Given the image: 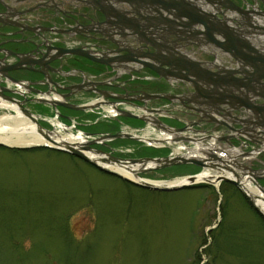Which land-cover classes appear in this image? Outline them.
Here are the masks:
<instances>
[{
    "label": "rangeland",
    "instance_id": "1",
    "mask_svg": "<svg viewBox=\"0 0 264 264\" xmlns=\"http://www.w3.org/2000/svg\"><path fill=\"white\" fill-rule=\"evenodd\" d=\"M87 124L79 130L112 129ZM165 145L121 141L116 155L163 157L172 150ZM198 169L182 165L144 176L170 180ZM0 264H264V218L225 181L156 190L74 154L0 145Z\"/></svg>",
    "mask_w": 264,
    "mask_h": 264
},
{
    "label": "flooded vegetation",
    "instance_id": "2",
    "mask_svg": "<svg viewBox=\"0 0 264 264\" xmlns=\"http://www.w3.org/2000/svg\"><path fill=\"white\" fill-rule=\"evenodd\" d=\"M198 1L201 7L212 9L210 0ZM232 2L249 12L243 16V21L247 26H253L250 29L264 30V0ZM105 6L106 0H0V85L7 87L6 81H18L14 90L9 87L12 93L7 94L24 101L23 106L32 111H52L55 109L53 105L64 111H73L59 102L71 105L117 104L147 91L149 82L163 85L165 80L149 67L133 64L137 68L131 72L135 74V80H128L130 77L123 79L121 69H111L86 56L62 52L66 48L83 46L90 55L102 58L100 53L105 50V42L99 39L105 33L113 38L103 28L105 17L100 8ZM108 8L111 9L110 6ZM115 40L118 47L129 50L130 58L135 52L149 53V49L141 48L135 40L131 39L130 44L124 45ZM113 62L119 63L117 59ZM3 74L13 79L4 78ZM170 88L180 90L179 86ZM52 94L61 95L63 99L52 97ZM102 94L108 96L107 99L101 100ZM184 94L189 99L194 97ZM184 112H179L181 117ZM192 113L194 116L190 114L189 117L201 121V127L205 129L225 127L227 122L213 117L202 121L203 114ZM240 116L245 118L242 114ZM91 123L109 125L114 131L118 130L116 121L96 119Z\"/></svg>",
    "mask_w": 264,
    "mask_h": 264
},
{
    "label": "bare ground",
    "instance_id": "3",
    "mask_svg": "<svg viewBox=\"0 0 264 264\" xmlns=\"http://www.w3.org/2000/svg\"><path fill=\"white\" fill-rule=\"evenodd\" d=\"M188 4L185 7L186 9H184L186 12H188V8L190 6L194 7V8H198V10H200V13H202L200 15V17H196L193 18L191 17V19L195 20L197 23L196 24H188L190 21L185 15L183 20L186 21L185 25L182 27H177L176 25V20L174 17V14L177 12L179 13L177 10L172 11V9L170 8L168 9H163L160 8L159 5H156L153 10H151L154 13V16L150 14V17L152 18V22L153 23H157V22H164V24H160L161 28L163 29L160 33H157L156 35H154V40L156 42V46L162 44L164 49H165V56L167 55V57L162 58H157L156 60H154V63H158V61H162L166 64H173V66H175V63H179V62H188L190 63V65L194 64V63H202V68L203 69V76L207 77L208 79H210L212 81V83H217L220 81H225V77H229L230 74L232 76H235V80L236 79H242L244 78L243 76V71H242V67L240 64L235 65V69H231L229 66L224 65L222 66L220 63H218L219 61H225L226 58H221L223 53L218 50L221 49V47H215L214 44L211 43V41H209L207 39V41L205 39H202L204 37V35H208V36H213L214 35V40L220 44V45H225L227 42H229V35H230V31L228 30L227 33H223L220 32L221 31V22H224L225 24H227L228 26H231L233 24V22L235 21L236 23H240L241 24V20L239 18V16L241 15H235L234 13H230L226 16H224V19H221L222 16L224 15L222 12H220L217 8V5L215 4L214 7H212V9H206L200 6L199 1L198 0H187ZM169 5V3H166ZM109 5V4H106ZM110 6V5H109ZM113 6V5H112ZM170 6V5H169ZM239 7V5H237ZM112 12L110 8H108L107 6H105L101 12H103L104 14L106 13L108 15V18L111 20L112 19V15L115 18L116 15V10L121 11L123 13H126L125 18H123L122 16H119L120 19H124L123 23L124 24H129L131 22L130 20V14H137L139 13V9L137 8L136 11L129 9V8H119L116 9ZM159 10L161 12H159ZM174 13V14H173ZM203 14H209L208 16L210 17V19H206L204 18L205 15ZM176 15V14H175ZM218 15V16H217ZM220 18V19H219ZM207 20V24H204L203 21L200 20ZM138 17L135 18L134 21H138ZM199 20V21H197ZM221 21V22H220ZM242 22H244L242 20ZM158 24V23H157ZM210 24V25H208ZM220 25V26H219ZM247 29V30H246ZM240 32L237 29H233V34L236 38L238 39H242V38H247V41L251 44V47L253 48V53H251L250 57H258V55L260 53H262L264 51V30L262 29H257L255 31H253V29H250L249 27L243 28V29H239ZM122 31H124V27L120 28L119 26L115 25L114 28V32L117 34H120L122 37L124 36L122 33ZM243 32V33H241ZM253 32V33H252ZM206 33V34H205ZM137 36V34H135ZM213 38V37H212ZM167 39V40H166ZM99 40H103L105 42L104 45H108L111 42L108 40H105V38H101ZM207 42V45L205 44ZM196 45V46H195ZM195 48V49H194ZM216 48V49H214ZM208 53V56L210 58L213 59V61L216 64H213L215 67L209 66L212 63H204L201 61V55H202V51ZM245 53L247 54V52L245 51ZM182 55V59H180V56ZM247 57V56H246ZM239 58H243L242 60L245 62L244 60V55L240 54ZM162 59V60H161ZM216 60V61H215ZM243 61H241L240 63H244ZM220 64V65H219ZM174 67L172 66H166V69H168L167 71H171L173 70ZM192 68H194V66H192ZM239 68V72L237 73V69ZM251 70V69H250ZM174 71H177L174 69ZM171 71L168 74V76L172 79H174V87H178V86H183V90L189 92L188 94L190 96H194L192 100H195L193 103L191 102V104L193 105L192 109L190 110V112L185 113L184 116H182L183 120L187 121L188 125H194L199 123L200 121L195 120V118H190L189 115L194 114L192 112H196L199 114H203L202 117V121L207 120V117H212L211 114H209V110L210 107L207 104V99L209 98L208 96H203V93H207L206 90H208L207 88L203 87L200 85V81L198 82L199 86L197 89V92L194 91L193 87H191V90H188L186 88V85H190V81L186 80V78L184 76H189L187 71L184 72V76H181L180 73ZM4 78H7L8 75L7 74H3ZM6 80V79H5ZM0 81H2V78H0ZM180 81H183L185 84H181L179 83ZM7 83V88H11V90H14V85L16 84V82L14 80H8L6 81ZM190 87V86H189ZM202 87V88H201ZM1 88L2 86L0 85V109L1 112L0 113V143H4L7 146H9V148H13V149H31L33 146L36 145H48V146H53V147H60V148H64V149H68L70 146L76 150H80L81 152H83V154H85L86 156L92 158L93 160H96V162L101 165L104 168H107L111 171H115L129 179H132L134 181L137 182H142L143 179L147 180L148 182H151L152 184L156 185V186H160V187H172L175 185H183V184H188L189 180H188V176H184V177H177L174 179H170V180H162V179H152L149 180V178H146L144 176L145 173L150 172V170L148 168H150V166H152L153 164L156 165V163L154 162H148L146 164H132V163H118V162H114L109 160V158L107 157V151L108 149L105 147L100 148L101 150H103L105 153H95V151H93V148L96 150L97 148H99L98 145H93V148H85L84 145H86L87 143L91 142L92 140H96L98 138H101L105 135H107L106 133L109 132H105V131H95V132H90V131H83V130H79V127H81V125L77 126L78 132L75 133L73 130L76 127L71 128H66L64 125L61 124L60 121H58V119L56 117H54L55 120L52 121V126L50 127H46L45 123L40 122L38 120V122H40L41 125H38L39 123L34 122L30 117L22 114V111L19 109V106L17 105V103L11 102L10 100H7L6 98V93L2 94L1 92ZM9 88V89H10ZM190 89V88H189ZM218 93H212L214 94L213 96L216 98H220V97H224V99H228L227 98V93L225 94V90L222 89V86L217 85L216 87ZM235 88L233 86H230L228 88V90H234ZM157 92V91H156ZM203 92V93H202ZM255 93V92H254ZM208 95L210 93H207ZM211 95V94H210ZM9 96V94L7 95ZM52 97H54V95L52 94ZM108 96H105L102 94L101 96V100H105L107 99ZM258 98V97H257ZM223 99V98H222ZM191 100V99H190ZM22 102V101H21ZM183 103L187 102L186 101H182ZM24 103V101L22 102ZM187 107L189 108L190 105H187ZM108 111L107 113L113 115L116 114V111L113 108H106ZM170 110L169 113H172L175 111V107L170 106L169 108ZM15 110V111H14ZM9 111H13V113H10ZM9 112V113H8ZM214 112V110H213ZM35 117L39 118L37 114L33 113ZM219 114V113H218ZM194 116V115H192ZM219 119H225L222 116L218 117ZM83 119V118H81ZM138 123V122H136ZM76 124V121H75ZM143 125V122H139L137 124V126H133L132 127H136V128H141L140 126ZM41 126V129H40ZM144 128H146L147 130H151L154 132H158V134H164V135H160L158 136V141H162L165 144H168L170 146V148H172V152L179 151L178 148H176L177 146H182L184 145L185 148L191 150V153H196L195 156H197V158H201L204 159L203 157L200 156L198 150V145H194L193 143H189L187 141H183L180 140V143H176L173 144V140H177L176 138H183V137H187V136H194V137H199V134L197 133L198 131H200L201 129L197 126H192L191 130H188L186 132H181V131H177V130H162L161 128H159L158 126H152L151 124H144ZM112 130V129H109ZM126 130V129H125ZM197 131V132H196ZM105 132V133H103ZM101 133V134H100ZM103 133V134H102ZM149 131L146 132L145 135H143L144 139H150L152 141V143H157L156 140L152 139L151 137H149ZM210 134V132H209ZM91 135L93 136H97L95 137H91ZM208 135L202 134L200 137L203 138V143L202 145H205L206 142L208 141L207 139ZM199 137V138H200ZM178 139V140H179ZM111 143L113 144H117L118 142H121L120 138L116 139V142L111 141ZM212 141V146L210 147V149H218L220 150V154L222 153L224 156H227L226 152L224 150H226L229 154H233V149L225 143H222L221 141H215L213 140V138L210 139ZM100 142H102V139H99ZM215 141V142H213ZM161 144V142H158ZM108 147H111V144H107ZM97 147V148H96ZM202 147V146H201ZM181 150V149H180ZM64 151V150H62ZM175 151V152H176ZM68 153V152H66ZM179 154H184V151L181 150L178 152ZM70 155H72L71 153H68ZM189 155V154H186ZM199 155V156H198ZM118 156V155H116ZM149 157V156H147ZM152 157V156H150ZM162 157V156H161ZM80 158V157H79ZM82 159V158H81ZM209 163H213L214 165H216L217 167L219 165H221L220 162L218 161H208ZM186 165H192V163H188L185 164ZM194 165V164H193ZM154 166V165H153ZM176 166H182V165H172L170 167H176ZM259 166L263 167L264 166V162L259 163ZM165 168H169V167H165ZM165 168H160V169H165ZM145 169H147V172L145 171ZM156 170V169H155ZM209 170L211 169H204V171L200 174L197 175V178L195 180V183L197 182H210V183H214V185L219 186L222 183V180H219V178L221 176L227 177V178H231V179H239V181L242 183V187L245 190V192L251 196L255 202L256 205L259 207V209L261 210L262 216L264 214V192L261 191V189L252 183L251 180L246 179V177H242L240 174L238 176H236L232 170L228 169L227 167H221L220 169L218 168L219 172L218 174H216L215 176L211 177V173L209 172ZM104 171V170H103ZM212 172H214L213 170H211ZM107 172V171H105ZM195 174V173H193ZM138 175H140L142 178H140ZM192 175V174H190ZM218 178V179H217ZM190 183V182H189ZM264 217V216H263Z\"/></svg>",
    "mask_w": 264,
    "mask_h": 264
},
{
    "label": "water",
    "instance_id": "4",
    "mask_svg": "<svg viewBox=\"0 0 264 264\" xmlns=\"http://www.w3.org/2000/svg\"><path fill=\"white\" fill-rule=\"evenodd\" d=\"M130 3H138V9H139V13L138 16L141 18H144V15L141 13L142 10L148 8L149 2L151 4H153L154 6L159 5L160 8L163 9H175L177 10L179 13H177L175 10L172 9V11H175L176 15L174 14L175 17V22L177 27H182L185 25L186 21L183 20L184 15L190 20L188 21V24H196L197 22L193 19H191V17L195 18L196 17H200V15L202 13H200V10H198V8H194L192 6H190L188 8V12H186L184 9H186L185 7L187 6L188 2L187 0H126ZM210 6L211 8L215 6V4L217 5V8L220 12H222L224 15L222 16L221 19H224L223 17L226 16L227 14L230 13H234L235 15H247L249 12L242 10V8L239 6H237L235 3H233L231 0H210ZM166 3H169L166 4ZM159 12H161L159 10ZM205 15L204 18H208L210 19V17L208 16L209 14H203ZM218 16V15H217ZM258 16V15H257ZM260 16V15H259ZM200 20L203 21L204 24H207V20ZM220 19V18H219ZM199 21V20H197ZM221 22V21H220ZM158 23V24H157ZM156 24H151L148 25L154 28V31L159 30L158 28H160V24H164V22H157ZM221 31L223 33H227L228 30L230 31V35H229V42H227L225 45H220L218 44L215 40H214V35L213 36H208L206 33V35H204L203 38H205L206 40L208 39L209 41H211L212 44H214L217 47H221V49H219L221 52H228L231 56H232V62H235L233 64H236L238 66V64L241 65L242 67V71H243V76L244 78H240V79H234L235 76H232L230 74V76L225 77V81H220L217 83H212V81L210 79H208L207 77H204L202 72L203 69L202 68V63H194L192 65H190V63L188 62H179V63H175L173 66V64H166L162 61H158V63H154V60H156L157 58H160V56H156L158 54V52L153 53V54H149V53H142L139 54L140 56H142L143 58H137L134 55H132L133 57H129V55L125 54L124 52H129L127 51L128 49L125 48H110L108 45H106V51L105 54L102 56V58H97L95 56L90 55L89 51L84 50V47L75 49V50H71V49H63L62 52L63 53H76V54H80L86 57H89L93 60H97L99 62H101L102 64L111 67L112 69H122V71H126L128 70V68H130V63L133 61H136L138 63H141L144 67H149L155 71H157L162 77H164L165 80H167L169 82L170 85L174 84V81L172 80V78H170L168 76L167 73L177 70L181 76H184V72L187 71L189 76H184L186 78V80L190 81L191 86L193 87L194 91L197 92L198 89V82L200 81V85L207 88L208 90L207 93H210L209 95L207 93H203V96L205 94V96H208L209 98L207 99V104L210 107V111H215L217 114L219 113V115H224V113H226L229 116H234L233 113L235 111H239L241 113H244L247 116V120L244 121V119H241V121L247 122L245 123L246 126H249V130L250 131H257L259 134L264 136V104L262 103H257L255 101L256 98V93H252L255 92V86L260 85V84H264V55L262 53H260L258 55V57H250L251 53H253V48L251 47V44L245 40L242 39H237L234 34H233V29L234 27L228 26L227 24H225L224 22H221ZM233 23H236L235 21ZM210 25V24H208ZM220 26V25H219ZM140 32L141 29L143 28L140 25H137L136 27ZM148 27V29H150ZM154 31H150V32H154ZM143 35V33H141ZM131 36L135 35V34H130ZM154 33L152 34V39H154ZM144 36V35H143ZM213 37V38H212ZM108 39V38H107ZM105 38V40H107ZM108 41H111V39L109 38ZM146 43H149L151 40H145ZM117 44V43H115ZM153 44V43H152ZM207 45V42L205 43ZM147 45V44H146ZM146 47V46H145ZM245 51L247 52V54L245 53ZM136 53V52H135ZM240 54L244 55V60L245 62L239 58ZM250 54V55H249ZM138 55V56H139ZM247 56V57H246ZM163 57V56H162ZM145 59H150V61H144ZM118 60V64H115L113 61L114 60ZM180 59H182V57H180ZM241 61H243L244 63H240ZM172 66L174 67L173 70L171 71H167L168 69H166V66ZM192 66H194V68H192ZM251 69V70H250ZM174 71V72H177ZM239 68L237 69V73L239 72ZM8 75V74H7ZM9 79H13L12 77H10V75H8ZM15 82H18L17 80H14ZM183 83V82H182ZM217 85L222 86V89L225 90V94L227 93V100L224 99V97H220V98H216L214 97L215 95L212 93H215L217 91L216 87ZM230 86H233L235 89L234 90H228V88ZM254 86V87H253ZM202 88V87H201ZM190 90V89H188ZM1 93L5 94L6 93V98L7 100H10L11 102L17 103V105L19 106V109L22 111V114L30 117L34 122H38V118L34 116V114L26 107L23 106V103L19 100H17L14 97L11 96H7V93H12V91L7 88V87H2L1 88ZM189 93V92H187ZM218 93V92H216ZM145 97L144 98H138L139 100H143L146 99L147 100H151V99H159V98H177L178 96H171L169 94H160V93H144ZM214 95V96H213ZM223 98V99H222ZM195 99L196 98H192ZM195 100H190L189 102H194ZM63 105H66L70 108L73 109H86L88 108L87 106H72L70 104L67 103H62L59 102ZM57 106V105H54ZM147 111L154 113H161L164 112V109H156V108H148L147 106H145V108ZM15 111V110H14ZM122 114L126 115V116H131V117H141L139 115L130 113L126 110H119ZM62 116V114H61ZM154 120H152L153 123H157L159 126L163 127L165 130H177V131H181V132H186L188 130H191L190 126H185L183 128H172L168 125H165L161 120H159V118L157 116H153ZM237 117V116H236ZM147 119V118H144ZM38 125H41L40 122H38ZM249 124V125H248ZM41 129V126H40ZM197 132V131H196ZM198 133V132H197ZM93 136V135H92ZM96 137V136H95ZM131 138L134 140H138V141H142V142H146V143H151L152 141L150 139H144L143 136L141 135H135V134H130V133H124V132H119V133H114V134H107L101 138H98L96 140H92L91 142L87 143L86 145H84L85 148H93L92 144H96V143H100L99 139L107 140V139H113V138ZM200 137V136H199ZM199 137H194V136H187V137H183V138H176L177 140H173V143H180V140L183 141H187L189 143H193L195 146L198 145V151L201 152L199 153L201 157H203L204 159L201 158H197L196 153H191V150L185 148L184 145L182 146H177L176 148L179 149V151L185 149L186 152H184V154H179V151H174L172 152L170 155L168 156H163V157H142V158H122V157H118L113 155L112 153L107 152V157L109 158V160L114 161V162H122V163H139V164H146L148 162H154L156 163L153 164L152 166H150V168H148L150 171H153L155 169H160V168H165V167H170L172 165H185L188 163H192L194 165L200 166L203 169H211L214 172H212L211 170H209V172L211 173V177L215 176L216 174H218L219 170L221 167H227L228 169L232 170L233 173L238 176L239 174L242 177H246V179H249L252 181L253 184L257 185L262 192H264V185H262L260 183V180H264V169H257L254 167L249 166L248 164H246V160L249 159L251 156H254L256 151L254 150H249V151H238L234 149V144L229 140V138L231 137V135H227V136H223V137H216L213 135H208L207 136V140L213 138V140H217V141H226L228 142L229 146L234 149L233 150V154H229L226 150H224L227 154V156H224L222 153L220 154V150L218 149H210L208 144L202 145L203 143V138H199ZM179 139V140H178ZM154 140V139H153ZM156 140V139H155ZM165 141V140H162ZM162 141H158V139L156 140V142H161ZM1 145L7 146L4 143H0ZM155 144V142H154ZM262 146L264 145V142L261 143ZM39 146H43V145H39ZM202 146V147H201ZM53 147V146H51ZM57 148V147H54ZM57 149L59 150H64L66 152H69L71 154H74L92 164H94L95 166H97L98 168L116 174L120 177H122L123 179L129 180L137 185H141L147 188H151V189H156V190H177V189H181L183 187H187V186H191L195 183V180L197 178V175L202 173L203 171H201L198 174H192L188 176V184H183V185H175L172 187H160V186H156L154 184H152L151 182H148L147 180L143 179L140 175H138L140 178H142V182H137L134 181L132 179H129L115 171H111L107 168L102 167L101 165H99L96 160H93L92 158L86 156L85 154H83V152H81L80 150H76L74 148H72L71 146L67 149L64 148H60L58 147ZM181 149V150H180ZM93 151H95V153H105L103 150L101 149H94ZM264 152V147H262V149L259 152ZM189 154V155H186ZM208 161H218L221 163V165H219L218 167L216 165H214L213 163H209ZM145 171L147 172V169H145ZM218 179V178H217ZM150 180V179H149ZM219 180L222 181H227L230 182L234 185H236L245 195V197L247 198V200L250 202V204H252L260 213L261 210L259 209V207L256 205L255 200L249 196L245 190L242 187V183L239 181V179H231V178H227L224 176H221L219 178ZM262 214V213H261ZM264 216V214H263Z\"/></svg>",
    "mask_w": 264,
    "mask_h": 264
}]
</instances>
